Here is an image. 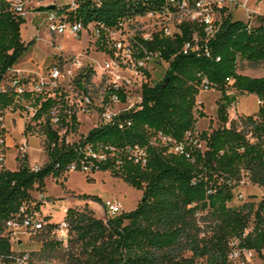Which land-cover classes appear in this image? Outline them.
Segmentation results:
<instances>
[{
  "label": "trees",
  "instance_id": "1",
  "mask_svg": "<svg viewBox=\"0 0 264 264\" xmlns=\"http://www.w3.org/2000/svg\"><path fill=\"white\" fill-rule=\"evenodd\" d=\"M120 9L116 0H107L93 11L96 18L110 21ZM22 22L24 19L0 6V83L32 42L22 40ZM187 36L185 29L175 42L161 41L162 55L169 66L159 81L143 85L142 107L124 115L132 120L129 127L100 125L81 135V141L116 147L138 144L146 149L147 159L144 165L125 159L119 169L109 161L98 164L97 171L108 170L141 190V198L132 209L105 219L95 217L87 207L68 208L64 220L80 248L78 254L70 256L71 264H233L227 258L228 241L241 237L251 219L253 229L241 238V245L255 250L264 245V198L257 203L244 200L230 204L242 170L252 183L264 187V76L251 77L237 71L239 61L251 67L264 61V22L248 26L242 20L226 18L209 41L210 56L179 52ZM166 77L167 83L162 86ZM202 77L220 93L215 101L217 126L200 131L203 149L187 145L188 156L164 152L159 144H152L156 132L183 140L187 131L195 130L197 117L205 115L195 108ZM242 93L255 94L259 107L254 114H239L240 127L235 119L228 118V109ZM55 102L52 97L46 98L35 115L36 119L46 115L38 127L45 136L47 160L43 165L34 170L26 159L17 169H7L1 161L7 146L5 142L0 144V254L13 253L9 240L2 235L4 221L22 204L30 205L33 184L43 186L47 176L59 177L76 158L73 146L57 143L49 124L47 114ZM15 105L12 90L0 91V108ZM72 122L76 129L75 115ZM87 179L92 177L87 175ZM45 220L39 232L50 233L56 223L49 221L48 215ZM45 243L53 247L55 242ZM8 261L5 264H11ZM26 264H31L29 256Z\"/></svg>",
  "mask_w": 264,
  "mask_h": 264
},
{
  "label": "built area",
  "instance_id": "2",
  "mask_svg": "<svg viewBox=\"0 0 264 264\" xmlns=\"http://www.w3.org/2000/svg\"><path fill=\"white\" fill-rule=\"evenodd\" d=\"M105 1L0 0V6L4 5L14 17L24 20L31 18L36 25L35 36L39 38L42 33L45 34L53 49L46 75L24 73L12 67L4 74L0 91L12 90L15 94L14 107H24L27 138L38 135V126L46 119L45 114L35 118L40 103L48 97L56 99L47 114L49 124L57 135V143L73 146L76 153V158L69 162L64 173L78 170L91 174L94 169L97 171L98 164L108 161L116 169L122 166L125 159L141 165L146 163V149L138 144L116 147L102 142L81 141V135L72 139L78 128H73L72 115L76 117L77 126L78 116L83 114L96 119L93 127L107 124L119 129L129 127L132 120L124 115L142 107L143 85L153 83L159 73L163 76L169 66V61L162 55V40L175 42L182 38L187 29L188 36L181 41L179 52L210 56L209 41L226 18L242 20L250 26L257 18L264 17V0H116L122 9L110 21H106L96 18V11H93ZM66 41L80 43L81 47L73 51ZM84 69L95 71L97 81L90 82ZM65 79L69 82L76 80L75 95L78 99L75 102L69 103L62 93L52 96L47 92L49 88H59ZM210 89L213 88L208 79L202 77L199 94ZM36 98H39L38 103ZM234 103L228 109L233 113H230V119H235L242 127L238 119L241 113L234 111ZM201 106L202 100L196 98L195 108L201 110ZM14 107L0 108V129L3 131L0 144L5 142L7 135L4 125L6 112L14 111ZM200 131L196 126L194 131H187L180 141L158 131L152 136V144H159L164 152L188 156L187 145L204 148L205 142L199 138ZM246 136L250 141L254 140L250 133ZM27 138L15 145L20 163L27 159ZM1 161L5 163V156L1 157ZM38 167L31 168L36 170ZM246 185L264 189L252 183L248 173L242 170L234 190L236 200L244 201L239 187ZM262 192L264 195V190ZM54 200L40 192L30 205L22 204L4 221L2 235L9 240L13 253L0 254V264H5L6 260L11 264L27 263L28 252L15 251L13 245L27 241L46 225L47 220L34 204L41 206ZM103 206L108 217L122 210V205L116 199H107ZM66 210L65 207L64 214ZM253 226L254 220L251 219L241 237L229 239L227 258L231 263L258 264L254 260L260 258L263 262L259 264H264V245L260 250L241 245V238L251 232ZM51 233L59 239L66 238L67 221L63 219L57 222Z\"/></svg>",
  "mask_w": 264,
  "mask_h": 264
},
{
  "label": "rangeland",
  "instance_id": "3",
  "mask_svg": "<svg viewBox=\"0 0 264 264\" xmlns=\"http://www.w3.org/2000/svg\"><path fill=\"white\" fill-rule=\"evenodd\" d=\"M37 21L36 19H32ZM263 21L264 18H257L255 23ZM36 25L31 21V18H27L20 24V33L25 42L32 41L27 50L23 53V55L18 59L17 63L13 66L15 68L20 69L24 73H41L46 75L48 71V66L52 55L54 54L52 47L47 42V36L45 34H41L40 37L36 35ZM68 46H71L73 51H77L81 45L80 43H74L71 41H66ZM246 62L239 61L237 70H240L243 73H247L251 75L252 70ZM85 70V69H84ZM240 71H238L240 73ZM246 71V72H244ZM87 72L90 78V82L97 81L98 74L95 71H83ZM264 73V67L255 69V74L259 75ZM242 74V73H241ZM246 75V74H244ZM248 75V76H249ZM79 73H77V77ZM76 77V78H77ZM162 78L161 73L157 75V78L154 80L155 82L159 81ZM76 80L73 82H69L68 79H65L61 82L59 88L48 89L52 96L55 94L59 95L62 93L69 99V103L75 102L78 97L75 95L77 92ZM216 89H210L206 92L213 94H220ZM202 92L197 95V99H202V94L206 93ZM230 93L234 92V89L229 90ZM201 95V96H200ZM212 95V94H211ZM238 95V94H237ZM219 97V96H218ZM217 97V98H218ZM216 101V100H215ZM235 102V107L237 110H243L245 112H253L258 108L256 101L254 98L250 96H246L241 99H237ZM233 102V103H234ZM231 104V106L233 105ZM216 105V103H215ZM201 111L204 112L206 117H212V113L208 111V109L204 110V102L202 101ZM208 107V106H206ZM24 107L16 106L14 107V111H7V113L16 112L17 115L21 116L24 120ZM207 112V113H206ZM232 114L228 112V118L231 117ZM78 120V128L73 133L72 139H76L80 135L84 134L89 128L93 127L94 124L97 123L96 119L91 115H83L79 114ZM200 118V117H199ZM205 118L201 123V119L197 117L196 125L199 129L203 126L208 125V128L201 130H208L209 128L216 127L218 124L216 113L213 119ZM201 123V124H200ZM4 125L7 132V135H11L15 142L20 143L24 140V137L27 138V132L25 136L22 134V121H13L9 116L4 118ZM39 127V126H38ZM6 135V136H7ZM36 137L40 140V143L36 139L29 138V147L27 149L29 154V162L30 165L34 164L41 165L44 160V153L41 151L40 147L44 148V135L39 132ZM17 150L15 146H9L6 148L5 152V166L8 169H14L20 163V160L17 159ZM20 165V164H19ZM87 175L93 176L92 180L87 179ZM102 175V176H101ZM52 176V175H49ZM48 178L47 189H44L43 186H39L38 183H34L33 187L29 190L30 195L35 198V196L43 192L45 195H52L55 198L54 202H48L45 205H41L38 209L41 211L42 215L46 217L49 216V221L57 223L64 219V209L68 208H79L82 209L87 207L88 210L93 212V215L97 218L105 219L107 217V213H105V208L103 206L104 202L107 199H116L122 205L121 211H127L132 209L137 202L141 198V190L136 189L130 185H128L122 178L117 177L110 171H101L96 172L95 175L81 173L77 171H69L67 173H62L59 177ZM45 181V179H44ZM45 184V183H44ZM239 190L244 195V200L253 201L257 203L259 199L264 197L262 190L257 189L251 186L239 187ZM68 194V195H67ZM68 196V201L62 199V197ZM84 197H89V199H84ZM238 200L233 199L230 204H236ZM52 240L55 243L53 247L48 246L45 242ZM13 249L15 251H27L29 253V262L31 264H71V255L78 254L80 251L79 243L74 241L73 234L67 233L66 238L59 239L57 235L53 233H43L39 232L35 236L31 237L25 242H21L18 245H13ZM256 263H262V259L256 258L254 260Z\"/></svg>",
  "mask_w": 264,
  "mask_h": 264
},
{
  "label": "crops",
  "instance_id": "4",
  "mask_svg": "<svg viewBox=\"0 0 264 264\" xmlns=\"http://www.w3.org/2000/svg\"><path fill=\"white\" fill-rule=\"evenodd\" d=\"M21 34V33H20ZM21 37H22V35H21ZM22 40H24L23 38H22ZM261 67H264V61L259 65V66H257V67H254V68H251V70H252V72H254V73H252L251 75H249V74H247V73H243V72H241L240 70H237V71H240V73H242V74H246V75H249V76H251V77H260V76H264V73H262V74H259V75H256L255 74V69H258V68H261ZM244 72H246V71H244ZM206 92V91H205ZM218 92V91H217ZM212 94V95H211ZM219 95L218 94H213V93H208V92H206V93H204V94H202V98H203V102H204V110L206 111L207 109H208V111L210 112V113H212V117H206L205 115L204 116H202V117H200V118H198V119H201V123H202V121H203V119H207V118H209V119H213L214 118V115H215V113H216V105H215V100L217 99V97H218ZM246 96H250V97H252V98H254V100L256 101V103H257V106L259 107V99H258V97L255 95V94H253V93H242V94H238L237 96H236V100L237 99H241V98H244V97H246ZM206 106H208V107H206ZM258 110V108L256 109V110H254L253 112H245V111H243V110H237L236 109V107H235V103H234V111L235 112H237V113H241V114H245V115H249V114H254L256 111ZM207 113V112H206ZM230 113H232L231 111H230ZM233 114V113H232ZM8 117L9 116V118H11L13 121H18V120H21L22 121V134L25 136V123H24V120H23V118L21 117V116H19V115H17V113L16 112H13V113H7L6 115H5V117ZM200 123V124H201ZM196 125H198L197 123H196ZM209 125V124H208ZM208 125H206V126H203L201 129H206V128H208ZM88 131V130H87ZM86 131V132H87ZM85 132V133H86ZM28 137H30V138H32V139H36L39 143H40V140L36 137V136H28ZM28 139V143H29V138H27ZM5 144H6V146L7 147H9V146H15L16 144H17V142H15V140L13 139V137L11 136V135H7L6 136V140H5ZM40 149H41V151L44 153V160H43V163L41 164V165H43L45 162H46V160H47V155H46V152H45V150L42 148V146L40 147ZM29 160V154H28V151H27V164H28V166H30V167H32L31 165H30V162L28 161ZM20 164V163H19ZM19 164L17 165V167L16 168H14V169H10V170H15V169H17L18 167H19ZM41 165H39V164H34L33 166H41ZM6 167V166H5ZM7 168V167H6ZM8 169V168H7ZM80 172V171H79ZM96 172H101V171H95L94 173H91V175H95V173ZM81 173H83V172H81ZM84 174V173H83ZM102 176V175H101ZM50 178H52V176H49ZM92 178H94L93 176H92ZM44 189H47V183H48V178L46 177L45 178V181H44ZM68 195V194H67ZM65 196V197H62V199H65L66 201H68V196ZM46 196H48L50 199H55L54 197H52V195L50 194V195H46Z\"/></svg>",
  "mask_w": 264,
  "mask_h": 264
},
{
  "label": "water",
  "instance_id": "5",
  "mask_svg": "<svg viewBox=\"0 0 264 264\" xmlns=\"http://www.w3.org/2000/svg\"><path fill=\"white\" fill-rule=\"evenodd\" d=\"M49 6L51 7V5H49ZM167 80H168V78L166 77V78L164 79L163 83H162V86H165V84L167 83Z\"/></svg>",
  "mask_w": 264,
  "mask_h": 264
}]
</instances>
